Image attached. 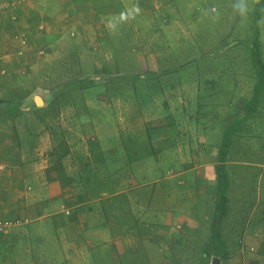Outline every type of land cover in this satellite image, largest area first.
<instances>
[{"label":"crops","instance_id":"obj_1","mask_svg":"<svg viewBox=\"0 0 264 264\" xmlns=\"http://www.w3.org/2000/svg\"><path fill=\"white\" fill-rule=\"evenodd\" d=\"M177 7L176 0H0V221L15 222L0 232V264H204L219 145L248 114L244 104L221 107V129L188 121L182 88L168 89L159 108L143 114L91 113L107 111L104 93L92 94L107 80L172 70L161 59L171 49L141 41L138 53L128 41H153L156 22L182 21L171 12ZM73 56L83 68L67 64ZM52 61L71 72L68 85L51 84ZM263 103L264 93L233 137L262 125ZM233 145L227 254L217 258L263 264L264 223L253 219L251 201L264 160L253 153L258 160L232 161ZM247 150L264 155L261 144ZM238 167L244 178L257 170L258 180L246 182L235 206Z\"/></svg>","mask_w":264,"mask_h":264},{"label":"rangeland","instance_id":"obj_2","mask_svg":"<svg viewBox=\"0 0 264 264\" xmlns=\"http://www.w3.org/2000/svg\"><path fill=\"white\" fill-rule=\"evenodd\" d=\"M193 1L197 4H193L192 0H183V2L176 0V4H180V7L173 8L174 11L171 12L178 13L182 21L175 19L170 23L156 22L159 31L157 30V38L153 41L150 39L128 41L136 45L138 53L141 41L143 44H153L162 51L171 49L172 55L162 53L161 59L163 58L165 68L172 70L159 71L155 74L154 71L142 69L146 79L126 78L127 76L123 73L119 78L115 77V80H107L92 92L93 95L99 91L104 93L102 99L104 104L100 105L103 109L105 106L107 111L103 113L96 108L91 111L92 114H127L125 109L130 114H143L159 108L162 99L169 95L166 92L168 89L178 92V89L182 88L187 103L183 104L181 109L184 114H187L188 121H192L193 125L204 127L211 125L214 127L218 122L221 129L220 118L224 113L221 107L229 106L232 102L236 106L240 103L247 106L252 96L262 94L264 88L258 84L254 85L258 77H255L256 71L252 58L264 60V39H261V36L264 37L262 8L264 0H259L258 4L249 0V8L245 15H239L233 10L234 0H204L206 1L204 6H201L202 0ZM68 42L66 39L63 40L62 47L69 46ZM249 52L251 55L253 52L255 57L249 56ZM69 62L71 64L78 62L79 68H83L82 60L74 56L67 59V64ZM48 64L45 69L49 72ZM51 64L56 66L55 70L51 71L53 75L50 79L51 84H67L70 81L67 79L71 72L60 69L58 62L52 61ZM159 73L161 74L157 75ZM128 101L131 105L133 104L132 107H128ZM118 107H122L121 112H117ZM171 107L180 111V106L177 107L174 100L171 101ZM245 111L248 114L250 112L246 109ZM161 112L168 115L167 112ZM138 122H140L139 118ZM239 132L242 134H239L237 139L233 137V134L230 136L234 142L230 154L234 155L231 156V160L241 162L243 157L247 159L246 161L258 160L253 153H258L259 158L264 160L261 151L247 150L257 144H261L264 148V122L260 127L247 126ZM236 170L232 190L233 196H236L234 205L240 206L242 198L240 195L246 182L252 186L258 171L252 170L250 176L244 178L241 168L238 167ZM261 173L262 180L260 181L258 177L259 182L254 185L259 195L258 198L256 194L257 199L254 201V205H258L254 219L261 218L264 221V172L261 171Z\"/></svg>","mask_w":264,"mask_h":264},{"label":"trees","instance_id":"obj_3","mask_svg":"<svg viewBox=\"0 0 264 264\" xmlns=\"http://www.w3.org/2000/svg\"><path fill=\"white\" fill-rule=\"evenodd\" d=\"M258 46V44H256ZM252 49V48H251ZM254 52V51H253ZM251 55L249 52V56L255 57V52ZM253 63L255 66V77H258L256 83L254 85H260L264 88V61L262 58L260 59H253ZM72 81V80H70ZM69 81V82H70ZM68 82V83H69ZM68 83L66 85H68ZM264 91L262 92V94ZM261 96V95H260ZM259 95L252 96L250 101L248 102V105L245 106V109L248 111L252 110V106H255L257 103V100L260 99ZM249 108V109H248ZM252 114H243L242 117L238 118V122L231 123L230 126H228L223 131L222 136V142L219 145L218 150V156H217V164L215 166V174H216V187L214 192V205H213V212H212V218L210 223V235H209V243H206L203 250L206 254V259L204 260V264H209V261L207 258H210L211 254L215 257L223 258L226 256V244L222 238V225L227 218L229 212H230V201L231 197L229 195L230 186L232 182V171L229 169L228 162H229V152H230V146L232 142V138L230 137L237 129V125L241 122L246 120L247 118L251 117ZM254 205V201H251V207ZM256 209L258 205H255ZM256 209L253 213V219L256 215ZM260 214V213H259ZM243 218L247 217L248 215L244 214L242 211ZM256 224L259 225V222L262 221L261 218L254 219Z\"/></svg>","mask_w":264,"mask_h":264},{"label":"clouds","instance_id":"obj_4","mask_svg":"<svg viewBox=\"0 0 264 264\" xmlns=\"http://www.w3.org/2000/svg\"><path fill=\"white\" fill-rule=\"evenodd\" d=\"M252 2L258 4L259 0H252ZM232 8L237 14L245 15L249 8V0H234Z\"/></svg>","mask_w":264,"mask_h":264},{"label":"built area","instance_id":"obj_5","mask_svg":"<svg viewBox=\"0 0 264 264\" xmlns=\"http://www.w3.org/2000/svg\"><path fill=\"white\" fill-rule=\"evenodd\" d=\"M15 222L6 220V221H0V232H4L6 229L14 225ZM17 223V222H16Z\"/></svg>","mask_w":264,"mask_h":264},{"label":"water","instance_id":"obj_6","mask_svg":"<svg viewBox=\"0 0 264 264\" xmlns=\"http://www.w3.org/2000/svg\"><path fill=\"white\" fill-rule=\"evenodd\" d=\"M219 263H220L219 258L215 257L212 259V264H219Z\"/></svg>","mask_w":264,"mask_h":264}]
</instances>
